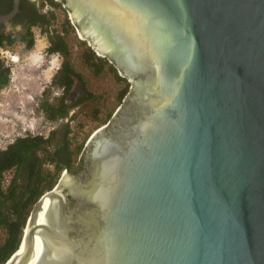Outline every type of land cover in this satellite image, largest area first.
I'll use <instances>...</instances> for the list:
<instances>
[{
    "label": "water",
    "instance_id": "obj_1",
    "mask_svg": "<svg viewBox=\"0 0 264 264\" xmlns=\"http://www.w3.org/2000/svg\"><path fill=\"white\" fill-rule=\"evenodd\" d=\"M55 1L130 87L5 264L35 235L33 264H264V0H96L142 48L132 74Z\"/></svg>",
    "mask_w": 264,
    "mask_h": 264
},
{
    "label": "rangeland",
    "instance_id": "obj_2",
    "mask_svg": "<svg viewBox=\"0 0 264 264\" xmlns=\"http://www.w3.org/2000/svg\"><path fill=\"white\" fill-rule=\"evenodd\" d=\"M54 12L55 30L61 31L59 27L65 20H69L72 25L68 11L63 6ZM65 40L70 50L69 62L82 81L74 84L69 92L70 97L69 95L67 97V103L74 104L78 99L76 95L84 97L91 94L95 99L79 103L63 120L52 121L46 117L41 103L44 101L56 103L57 98L61 96V91L50 88L49 84L52 76L61 67L62 61L57 55H46L48 43L44 36L35 32L33 49L27 51L22 45L8 47L11 55L18 57V60L13 63L8 61V65L3 62L10 70V82L0 90V149H4L17 137L25 135L47 137L50 132L55 133V143L61 142L66 126L71 131L68 136L70 146L74 148L82 143L85 145L93 132L104 126L120 105L117 96L125 84L118 83L108 70L100 75H94L83 63L81 54L88 45L78 35L74 25L65 35ZM44 168L53 171V165L45 164ZM12 174V171L5 174L4 187L7 186ZM4 238L5 233L0 228V243H3Z\"/></svg>",
    "mask_w": 264,
    "mask_h": 264
},
{
    "label": "trees",
    "instance_id": "obj_3",
    "mask_svg": "<svg viewBox=\"0 0 264 264\" xmlns=\"http://www.w3.org/2000/svg\"><path fill=\"white\" fill-rule=\"evenodd\" d=\"M52 7L60 8L61 3L55 0H46ZM56 16L52 12L51 20ZM69 20H65L62 28L63 35L54 33L49 38L46 55H57L62 64L52 76L49 87L61 91V96L56 103L44 101L41 108L49 120H63L68 112L81 102L95 99L91 94L74 104L67 103V97L74 84L81 81L80 75L73 69L69 62L70 50L65 40V35L71 30ZM21 41L25 50L30 51L35 45L34 34L28 33L23 36L10 35L0 38V46L13 44ZM81 59L92 70L94 75H100L108 70L118 83H124L125 87L118 93L117 100L121 104L123 98L129 92L130 84L125 78L118 75L117 70L111 66L108 60L98 57L90 48L85 47ZM10 82V70L0 60V90ZM97 112V111H96ZM111 116L108 118V120ZM71 133L68 126L63 133L62 146L53 154L48 149L52 146L54 132L47 137L41 135H25L15 138L4 149H0V228L5 233L3 243H0V264H5L10 257L19 249L22 243L23 230L33 205L47 191H50L57 183L64 169L71 171L74 163L84 149V144L72 148L68 142ZM44 164L53 165L52 170L43 168ZM14 172L7 186L5 174Z\"/></svg>",
    "mask_w": 264,
    "mask_h": 264
},
{
    "label": "bare ground",
    "instance_id": "obj_4",
    "mask_svg": "<svg viewBox=\"0 0 264 264\" xmlns=\"http://www.w3.org/2000/svg\"><path fill=\"white\" fill-rule=\"evenodd\" d=\"M68 3L74 9V17L79 18L83 16L87 24L84 27L83 33L85 35L94 36L93 42L97 45V49L115 54L125 67V70L128 73H134L142 48L136 41L137 39L135 40L131 35V32L129 30L127 31L116 19L106 14L103 6L96 0H68ZM98 26L102 27L103 33L105 32L109 36V39L103 40L99 37L95 29L100 28ZM80 37L83 39L81 34ZM17 60L18 57L13 59L14 62ZM51 204L52 201L45 196L42 207L38 213L49 208ZM23 249L24 241H22L16 255L21 254ZM40 250L41 244L35 235L34 250L28 264H33L35 262L40 254Z\"/></svg>",
    "mask_w": 264,
    "mask_h": 264
},
{
    "label": "flooded vegetation",
    "instance_id": "obj_5",
    "mask_svg": "<svg viewBox=\"0 0 264 264\" xmlns=\"http://www.w3.org/2000/svg\"><path fill=\"white\" fill-rule=\"evenodd\" d=\"M59 3L63 6L62 2ZM55 9L59 8L52 7L46 0H0V38L10 35L23 36L28 33L34 34L35 36V32H37L39 35L45 37L49 45V38L57 31L54 29L55 20H51V13L53 12L55 14ZM59 28L61 31H57V33L63 35V25ZM19 45H22L21 41H15L13 44L3 47H16ZM76 97L78 99L75 102L84 98L82 95H76ZM61 146V142L55 143V140H53L52 146L46 149H48L49 153L53 154ZM82 152L71 171L76 168L82 157Z\"/></svg>",
    "mask_w": 264,
    "mask_h": 264
},
{
    "label": "built area",
    "instance_id": "obj_6",
    "mask_svg": "<svg viewBox=\"0 0 264 264\" xmlns=\"http://www.w3.org/2000/svg\"><path fill=\"white\" fill-rule=\"evenodd\" d=\"M16 58V56H12L10 50L8 49V47H3L0 46V60L4 63H6V65H8V61L10 62H14L13 59Z\"/></svg>",
    "mask_w": 264,
    "mask_h": 264
}]
</instances>
